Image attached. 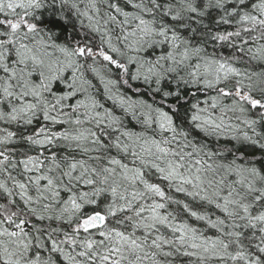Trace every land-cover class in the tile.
<instances>
[{"label": "snow or ice", "instance_id": "snow-or-ice-1", "mask_svg": "<svg viewBox=\"0 0 264 264\" xmlns=\"http://www.w3.org/2000/svg\"><path fill=\"white\" fill-rule=\"evenodd\" d=\"M0 264H264V0H0Z\"/></svg>", "mask_w": 264, "mask_h": 264}]
</instances>
